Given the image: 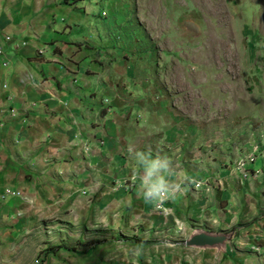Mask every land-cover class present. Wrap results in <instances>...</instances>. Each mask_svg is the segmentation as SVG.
Masks as SVG:
<instances>
[{
  "label": "rangeland",
  "instance_id": "rangeland-1",
  "mask_svg": "<svg viewBox=\"0 0 264 264\" xmlns=\"http://www.w3.org/2000/svg\"><path fill=\"white\" fill-rule=\"evenodd\" d=\"M101 1L99 7L94 0L76 4L89 13H80L78 26L72 25L70 33L66 28L67 36L82 39L92 35L107 64L108 53H126V69L133 73L132 79L153 85L147 92L127 78L133 96H121L126 98L124 118L129 116L130 123L126 144L139 150L167 149L169 155H160L172 165L176 159L180 162L173 169L179 183L175 194H190L182 214L188 216L183 222L174 219L166 206L169 197L161 208L153 201L148 216L168 215L156 228L167 229L170 235L159 236L162 231L153 234L147 229L150 234L144 236L133 229L144 230L149 221L136 214L141 210L127 211L129 202L122 197L114 207L108 203L113 195L102 205L96 203L101 211L95 222L75 219L77 206L72 209L69 202L34 221L13 242L2 244L6 251L0 252L4 255L0 264H144V255H155L164 246L185 248L202 242L209 247L222 239L232 251L224 250L214 261L222 257L223 262L236 263L234 251L257 253L259 242L253 241L252 233L264 234V0H118L117 22L109 26L97 12L114 14L109 7L114 0ZM63 2L56 0L60 5ZM63 10L59 15L67 18L68 9ZM62 26L59 23L56 28ZM149 103H153L150 114L160 112L154 118L157 126L148 127L151 133L155 129L160 134L156 138L161 144L156 146L140 129L145 120L143 108ZM167 133L173 136L169 147L161 142ZM183 166L191 173L184 169L180 178ZM106 169L100 167L102 178ZM130 179L133 181L132 176ZM111 187L114 191L119 188ZM103 188L101 199L111 190ZM69 192L84 195L83 207L88 213L95 208L92 186ZM184 225L205 231L198 240L186 235L191 230ZM240 233L242 239L237 242Z\"/></svg>",
  "mask_w": 264,
  "mask_h": 264
},
{
  "label": "crops",
  "instance_id": "crops-1",
  "mask_svg": "<svg viewBox=\"0 0 264 264\" xmlns=\"http://www.w3.org/2000/svg\"><path fill=\"white\" fill-rule=\"evenodd\" d=\"M94 1L98 7V2H102ZM117 1L114 0L113 5L109 4L114 14L107 11L106 16H103L105 11L97 12L108 26L117 22L116 13L120 10ZM63 8L68 9L67 18L59 15L64 12ZM78 11L79 13H75ZM86 12L88 11L81 4L80 7L78 4L73 8L66 4H57L56 0H0L2 253L6 251L2 244L13 242L14 238L27 231L34 221L51 215L53 209L65 208L64 204L69 202L72 209L77 206L74 209L75 219L88 218V222H95L96 219L99 220L101 211V206L97 204L102 205V201L113 195L108 203L114 207V204L118 203L117 198L122 197L125 202H129L127 211L132 213L141 210L136 214L149 221L146 229H133L135 234L144 236L150 234L147 229H152L153 234L162 231L156 228L158 222L169 219L168 215L164 217L163 214L148 216V209L153 206V201H146L139 192L136 193L137 183L130 179L133 163L129 154L131 147L126 144V128L130 123L129 116L127 120L124 118L127 113L126 98L121 97L133 96L132 86L127 81V78L132 79L133 76L131 71H127L128 67L126 69V66H129L128 55L108 53L110 61L107 64L103 61L106 55H103L102 48L95 43L92 35L86 34L82 39L67 36L66 28L70 33L72 25L78 26L80 13L87 14ZM122 20L119 19L118 22ZM59 23L63 26L57 29L56 25ZM6 36L10 39L7 40ZM119 74L122 75L118 77ZM30 76L38 83H32ZM135 82V85L139 84L137 88L147 92L153 87L150 83L146 85ZM138 103L136 105H139ZM152 104H146L143 108L145 120L140 129L142 135L146 134V139L156 146L157 143L161 144L159 138H156L160 134L155 129L151 133L148 127L152 129L157 126L154 118L160 115V112L158 110L159 113L150 114ZM11 108L15 110V115L10 114ZM166 135L161 142L169 147L173 144L170 138L173 136L171 133ZM140 150L153 156L160 155L161 152L166 156L170 154L167 149ZM175 161L173 169L176 163H180L177 159ZM101 166H107L104 178L101 176ZM109 169L114 170V173H110ZM184 169L190 172L189 168L183 166L178 173L180 178ZM173 179L175 180L174 177ZM105 184L107 185L104 187ZM82 186H92L93 194L95 193V202L92 203L95 208L93 207L92 213H88V209L83 207L84 195H70V190ZM111 186L119 188L114 191ZM102 188L111 189L110 195L104 196L103 199ZM175 193L168 198L166 206L172 209L174 219L180 218L183 222L188 216L182 214L187 208L186 198L190 194L180 196ZM163 202L161 201V207ZM181 205L184 207L181 208ZM85 213L89 216L86 217ZM221 219L225 220L227 217ZM206 225L211 227L210 224ZM188 227L184 225L185 230H191L186 235L190 234L198 240L201 238L200 234L205 231ZM167 233L170 235L169 230H163L159 236ZM193 233H196L198 238L196 234L193 236ZM241 233L238 234L237 242H241ZM252 237H256L253 241L259 242L260 250L256 253L246 249V252L241 254L234 251L236 263L232 260L223 262L222 257L219 262L212 260L224 250L232 251L229 243L222 239L209 247L201 245L202 242H192L191 247L185 248L178 244L164 246L161 247V252L155 255H151V252L144 255V264H264V234L253 232ZM3 257L4 255L1 258Z\"/></svg>",
  "mask_w": 264,
  "mask_h": 264
},
{
  "label": "clouds",
  "instance_id": "clouds-1",
  "mask_svg": "<svg viewBox=\"0 0 264 264\" xmlns=\"http://www.w3.org/2000/svg\"><path fill=\"white\" fill-rule=\"evenodd\" d=\"M129 154L133 163L132 180L146 201H159L174 195L179 183L173 179V167L167 157L131 148Z\"/></svg>",
  "mask_w": 264,
  "mask_h": 264
},
{
  "label": "built area",
  "instance_id": "built-area-1",
  "mask_svg": "<svg viewBox=\"0 0 264 264\" xmlns=\"http://www.w3.org/2000/svg\"><path fill=\"white\" fill-rule=\"evenodd\" d=\"M6 39L9 40L10 37L9 36H6ZM2 53V49L0 47V54ZM3 65H5V63H3ZM29 80L32 82V83H38V81H36L35 79H33L31 76L29 77ZM43 81V80H42ZM10 114L11 115H15V110L14 109H10ZM166 197H162L161 200L158 201V204H157V208H161V201H164Z\"/></svg>",
  "mask_w": 264,
  "mask_h": 264
},
{
  "label": "trees",
  "instance_id": "trees-1",
  "mask_svg": "<svg viewBox=\"0 0 264 264\" xmlns=\"http://www.w3.org/2000/svg\"><path fill=\"white\" fill-rule=\"evenodd\" d=\"M82 1H85V0H64V4H68V5H76L77 3L79 2H82Z\"/></svg>",
  "mask_w": 264,
  "mask_h": 264
}]
</instances>
